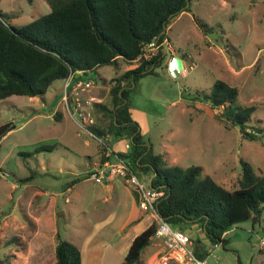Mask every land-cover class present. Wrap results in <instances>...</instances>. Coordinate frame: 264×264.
Returning a JSON list of instances; mask_svg holds the SVG:
<instances>
[{
	"label": "rangeland",
	"instance_id": "rangeland-1",
	"mask_svg": "<svg viewBox=\"0 0 264 264\" xmlns=\"http://www.w3.org/2000/svg\"><path fill=\"white\" fill-rule=\"evenodd\" d=\"M49 9L46 0H0V17L16 26ZM165 34L162 64L129 90L133 116L153 153L168 165H200L203 175L227 188L238 186L240 158L264 172V0H189ZM173 55L178 66L185 64L176 75L166 64ZM116 71L104 64L86 74L97 100H108L107 80ZM217 79L237 87L235 106L256 104L246 120L255 137L218 118L220 108L205 97ZM63 81L55 79L42 95L0 100V264H54L59 238L79 247L83 264H121L132 237L155 220L139 208L130 182L108 178V166L102 181L90 176L102 136L68 113ZM110 145L125 148V139ZM135 172L148 186L150 170ZM193 230H186L192 238L202 231ZM223 237L224 245L205 243L209 262L262 264L264 201L256 219L235 222ZM151 247L133 264H153L145 263Z\"/></svg>",
	"mask_w": 264,
	"mask_h": 264
},
{
	"label": "trees",
	"instance_id": "trees-1",
	"mask_svg": "<svg viewBox=\"0 0 264 264\" xmlns=\"http://www.w3.org/2000/svg\"><path fill=\"white\" fill-rule=\"evenodd\" d=\"M46 1L49 11L25 24L16 26L0 17V100L12 94L42 95L55 79L65 78L71 70L82 69L86 76L90 70L112 64L117 71L107 80L108 100L93 102L94 121L87 125L94 134L110 137L98 146L100 165L117 155L134 173L136 169L150 170L149 185L164 188L156 204L159 215L183 231L197 224L211 244L224 245L223 233L235 222L256 219L264 201V172L256 173L249 161L240 158L238 186L227 188L211 175H203L200 165H168L160 153H153L133 117L130 88L141 77L155 74L165 55L158 48L147 57L144 46L166 37L165 27L189 0ZM237 96L235 85L217 79L205 97L220 108V120L240 125L243 136L253 138L256 129L247 131L246 120L256 104L237 107ZM56 112L54 117L59 119L61 112ZM122 138L128 147L115 150L110 143ZM156 227L153 220L132 238L121 264L139 260ZM191 239L196 255L206 257L205 242L197 235ZM54 264H82L81 250L59 238Z\"/></svg>",
	"mask_w": 264,
	"mask_h": 264
},
{
	"label": "built area",
	"instance_id": "built-area-1",
	"mask_svg": "<svg viewBox=\"0 0 264 264\" xmlns=\"http://www.w3.org/2000/svg\"><path fill=\"white\" fill-rule=\"evenodd\" d=\"M162 43L163 40L158 42L157 39L148 42L144 46V55L149 57L158 48H163ZM177 61L178 59L176 57H172L169 62L173 64L169 70L175 75L181 71V66L180 64L178 66ZM63 80L62 99L65 101L68 113L80 126L90 131L87 125L94 121L92 108L93 102L97 100V97L90 93L92 86L91 79L85 76L84 70L77 69L74 71L71 70ZM90 132L93 133L92 131ZM106 138H110L109 135L102 136V144ZM128 145L129 143L126 142L125 147L127 148ZM107 153H111V148L107 147ZM113 157L115 158L114 161L105 160L102 163V166L109 167L108 178L119 175L127 182H130L134 186L137 194L139 208L144 212H150L155 218L157 227L154 236L160 238L163 243V249L159 254L158 263L166 264L169 261H173L174 264H212L206 257L201 258L196 255L191 236L188 232L171 226L167 220L159 215L156 204L164 194L163 185L144 186L138 179L137 174L132 171L130 165L123 158L117 155H113ZM89 174L96 181H102V167L93 170ZM261 243H264V240H261Z\"/></svg>",
	"mask_w": 264,
	"mask_h": 264
},
{
	"label": "crops",
	"instance_id": "crops-1",
	"mask_svg": "<svg viewBox=\"0 0 264 264\" xmlns=\"http://www.w3.org/2000/svg\"><path fill=\"white\" fill-rule=\"evenodd\" d=\"M165 30H166V27H165ZM165 39V38H164ZM163 42H164V40H163ZM165 52V51H164ZM172 57H178L177 55H173ZM169 58V57H168ZM167 58V60H166V62L169 60ZM182 59H183V57H182ZM167 65H168V69H169V62H167L166 63ZM180 66L181 67H184V65L185 64H183V62L181 61L180 63ZM142 78V77H141ZM134 117V116H133ZM135 119V118H134ZM136 120V119H135ZM137 121V120H136ZM138 122V121H137ZM140 127V126H139ZM140 129H141V127H140ZM118 148H116V149H123V147L122 148H119V146H117ZM124 147H125V145H124ZM126 148V147H125ZM115 149V150H116ZM115 158L113 157V156H110L107 160H109V161H113ZM95 164L97 165V167L96 168H99V167H103L102 165H100V160L98 159V161H96L95 162ZM95 168V169H96ZM111 178V177H110ZM149 224H150V222H149ZM148 224V225H149ZM197 224H193V226H192V229L191 230H193L194 228H196L197 229ZM191 232H195V230H193V231H191ZM136 235V234H135ZM134 235V236H135ZM133 236V237H134ZM198 236L206 243V242H208L207 241V239H206V237H205V234H204V232H203V230L201 231V232H199V234H198ZM132 237V238H133ZM148 243H152V247L150 248V250H149V253H148V258L146 259V261H145V263H150L151 261L153 262V264H159L158 263V258H159V254H160V252L162 251V249H163V243H162V240L160 239V238H158V237H156V236H153L152 238H150V241H148ZM147 243V244H148ZM146 246V245H145ZM81 254H82V252H81ZM141 256V255H140ZM212 263V262H211ZM82 264H83V255H82ZM166 264H174V262L173 261H169L168 263H166ZM213 264V263H212Z\"/></svg>",
	"mask_w": 264,
	"mask_h": 264
},
{
	"label": "water",
	"instance_id": "water-1",
	"mask_svg": "<svg viewBox=\"0 0 264 264\" xmlns=\"http://www.w3.org/2000/svg\"><path fill=\"white\" fill-rule=\"evenodd\" d=\"M188 2V1H187ZM148 241H150V239H148Z\"/></svg>",
	"mask_w": 264,
	"mask_h": 264
}]
</instances>
